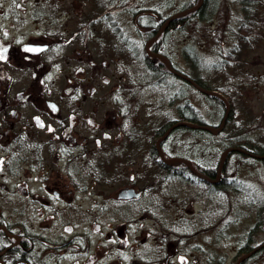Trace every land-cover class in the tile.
I'll list each match as a JSON object with an SVG mask.
<instances>
[{"label": "rangeland", "instance_id": "obj_1", "mask_svg": "<svg viewBox=\"0 0 264 264\" xmlns=\"http://www.w3.org/2000/svg\"><path fill=\"white\" fill-rule=\"evenodd\" d=\"M185 2L186 0H136L135 6L138 12L136 17L123 13L119 15V20L121 23H131L135 19L136 22L141 12L150 13L157 6L161 10V16H166L181 10L180 7ZM238 7L237 4L233 5L231 0H222L217 21L213 24H201L200 29L204 33L210 31L212 36L219 35L220 32L229 34L227 18L229 13H233V16L241 13L242 11L237 10ZM257 24L258 20L257 23L252 24L255 28L253 36L251 41L245 43L242 53L237 56L236 64V59H229L227 63L221 62L217 44L212 41V38H210L212 42L201 48L199 53L202 62L201 71L204 76L216 81H213L214 84L218 83L225 88L229 72L232 71L231 76L236 75L239 71L238 67H244L252 73L251 76L247 74L234 76L231 81L242 80L244 85L240 96L241 102H237L238 106H234L235 126L226 130L223 128L219 131L221 134L211 131V133H204L203 136L225 138L237 129L236 131H239L242 136L245 133L264 141V83L260 85L258 79V76L262 75L264 80V57H262V48L255 45ZM195 26L197 29L199 25ZM195 29L189 27L185 34L181 30L172 31L165 35L163 41L164 49L170 54L175 66L186 73L191 71V67L183 56L182 48L186 41L194 40L193 35L199 34L193 32ZM147 31L148 27L140 25L131 34L136 49L134 53L139 55L134 59L131 54L120 51L119 46L114 50L111 47L108 49L106 43L104 44L103 58L107 62L103 66L105 76L103 120L108 117L115 102L114 94H108L114 80L109 85L105 84L107 76L111 78L118 73L128 71L127 67L136 77L134 88L137 89L139 81L141 89L145 88L141 90L142 99L139 103L145 101L147 106L146 110L143 106H135L134 120L136 122L133 128L130 122L120 128L122 131L118 128H115L116 132L111 128H105L103 145L110 147V152L104 151L102 156L105 172H102L100 181H85L87 187L66 190L57 196L49 185L43 186V189L39 188L42 184L38 181V173L35 172L25 176V179H29L28 187L21 190H7V202L3 203L4 212L10 217L13 228L23 230L30 240L35 241L34 249L40 254L43 263H49L48 260L51 257L54 264H144L157 256L158 252H162L156 242L159 238H156L154 234L164 231H200L195 235L194 242H200L204 250L214 251L213 264L235 263L242 253L239 252L240 246L248 239L251 245H258L264 241V161L261 159L232 156L226 168L223 165L222 172L227 185L215 186L199 179L197 182H191L185 178L175 177V179H169V182L164 181L159 201L153 199L151 191H144L141 197L134 199L121 200L117 197L120 187L124 184L141 187L145 185L146 176L141 177L144 172L140 170V167L146 169L148 162L146 160L149 155L145 158L144 153L139 151L145 152L146 148L148 150L152 133L158 125L169 117L181 119L179 106H187L185 104L187 102L199 117L215 127L220 125L226 110V107H222L223 104L215 103L211 98L202 96L196 87L185 83L176 75L167 76L164 82L156 84L150 82L151 85L144 86V76H151L144 67L142 59L148 38ZM125 33H128V30ZM234 44L230 41L228 49ZM57 48L54 49L55 52H58ZM68 65L69 63L63 58L50 67L54 72H64ZM61 83L65 84L64 78L61 79ZM247 83L248 86L251 85L246 89L248 92L245 91ZM184 111L187 112L186 109ZM144 123L146 125H143ZM118 132L121 135L125 133L131 135L129 139L132 136L135 137L131 147L136 151L133 165L135 173L130 175L118 168L122 158L117 157L119 152L117 146L121 145L126 150L129 144V142L123 143V140L117 137ZM181 133L183 132L180 131L178 134ZM145 135L147 140L149 138V142L144 149ZM179 145L178 149L181 151L182 141ZM174 146H170L169 150L173 152ZM218 155L220 159L221 155ZM209 161L214 162L215 159L212 157ZM128 166L126 163L125 167ZM151 168L149 173L153 170ZM189 176L195 179L192 175L189 174ZM87 178L90 179V176L87 175ZM147 178L149 179L150 176ZM9 181L14 183L13 178H9ZM44 187L48 189L45 190ZM259 220L261 224L251 233L252 227ZM116 232L119 233L120 241L115 245L116 242L111 241V238ZM80 234H85L86 237L84 248L74 249L76 247L73 243L66 244V240L69 241L71 237L75 238ZM108 240L110 243H105ZM48 242L52 244L49 243V245ZM54 243L58 246H53ZM162 249L164 252L170 251L176 262L182 257L188 261V264L195 262L192 250L182 243H174L171 249L167 247ZM203 251L198 255L200 260L198 264H206L201 259ZM71 252L74 254H68ZM144 252L147 254L144 255ZM248 263L264 264V251Z\"/></svg>", "mask_w": 264, "mask_h": 264}, {"label": "flooded vegetation", "instance_id": "obj_2", "mask_svg": "<svg viewBox=\"0 0 264 264\" xmlns=\"http://www.w3.org/2000/svg\"><path fill=\"white\" fill-rule=\"evenodd\" d=\"M110 2L114 6L119 4V0L108 1ZM131 2L134 3L135 0ZM259 3L255 45L263 49L261 51L264 57V0ZM123 13L129 12L120 10L119 7L104 11L103 0H0V264H46L34 249L35 241L30 240L23 230L13 228L10 217L5 214L3 203L7 202V190L28 187L29 179H25V176L35 172L42 184L39 188L49 185L57 196L66 190L87 187L85 181H100L102 172H105L102 156L104 151L110 152V147L103 145L105 128L115 131V128L120 129L128 122L133 128L136 122L135 106H143L146 110L145 101L139 103L142 99L141 90L145 88L141 89L140 81L137 89L134 88L136 77L127 67L128 71L116 74L113 76L115 78L107 76L105 84L109 85L114 80L108 94H114L115 102L114 108L103 120V66L107 62L103 58L104 44L116 41L123 43L128 46L124 51L132 54L136 49L131 34L141 25L135 19L131 23H121L119 15ZM171 24L169 27L173 28ZM180 26L179 21L176 27ZM127 30L128 33H125ZM151 36L149 34L147 37ZM56 47L58 52L54 50ZM32 48L39 50L33 51ZM63 58L69 63L64 72L52 71L50 66ZM143 63L147 68L145 61ZM231 74L232 71L228 75V90L233 92L238 87L242 94L243 81L231 82L237 76ZM144 77V86L151 85L148 80L151 77ZM62 78L65 84L61 83ZM258 79L262 85V75ZM62 84L64 85L61 87ZM250 87L247 83L245 91L248 92L246 89ZM226 96L231 106L229 95ZM129 136L131 135H121L118 132L117 137L129 144L126 150L121 145L117 146V157L122 158L118 168L130 175L135 173L133 165L136 151L131 148L135 137L129 139ZM144 138L145 149L149 138L147 140L146 135ZM141 152L145 158L148 155L149 158L146 160V169L140 167V170L149 174L151 144H148V150L146 148L145 152L140 150L139 153ZM164 153L166 157H183L177 153ZM155 160L156 165L158 160L166 164L183 162L179 159L168 163L160 157L158 150ZM126 163L128 167H125ZM156 169L166 173L169 167ZM171 169L183 170L178 166ZM210 175L212 176V172L208 176ZM9 178H13L14 183ZM221 179L222 176L219 180ZM127 186L138 191L146 187L124 184L119 191ZM198 232L200 231L184 230L155 233L162 252L148 260L149 264H188L185 258H179L176 262L170 251H163L164 247L171 249L174 243H182L191 249L195 256V262L191 264H198V255L204 250L200 242H194ZM118 235L116 232L111 238V241L116 242L115 245L120 241ZM78 237H71L69 241L66 240V244L73 243L76 247L74 249L81 250L86 244V237L85 234ZM105 243L109 244L110 241ZM56 245L58 246L53 244ZM213 257L214 251L211 249L201 253L203 263L213 264ZM48 261L50 262L47 264H54L51 257Z\"/></svg>", "mask_w": 264, "mask_h": 264}, {"label": "trees", "instance_id": "obj_3", "mask_svg": "<svg viewBox=\"0 0 264 264\" xmlns=\"http://www.w3.org/2000/svg\"><path fill=\"white\" fill-rule=\"evenodd\" d=\"M110 0H103V9L104 11L109 8V10H112L115 7H119L120 10H126L130 13L131 16L136 17V14L138 13L136 10V0L135 2H131L132 0H119L118 5H112V2L108 3ZM260 0H231L233 5H238L239 7L237 10L242 11L241 13H236L233 16V13H229L227 20L229 21L228 27H229V34H225L220 32L219 35L216 34L212 36L210 34V31H206L205 33L200 29L201 24H209V23H215L218 19V12L219 8L221 5L222 0H202L200 6L196 9H193L177 18H175L172 21L173 28H167L161 37H159L158 40H156L153 44V49L154 51H159L163 54H165L172 62V65L176 68L174 62L170 58V54L166 52L164 49V37L165 35L169 34L172 31H178L181 30L184 34L186 33L187 29L191 27V29L196 28V24H198V28L193 30L195 33H199L198 35H193L194 39L193 41H186L183 44L182 52L183 56L186 58L187 62L189 63L191 67V71L187 74H189L197 83L200 84V86L207 88V89H219L223 91L225 94L229 95L228 97L231 100V106H232V111L229 116V119L227 120L224 130L227 128H231L235 126V121L233 118L234 115V106H237V102H241L240 100V89L238 87L235 88L233 92H230L229 89V84H228V76L226 77V87H222L220 84L213 83V79H210L208 76H204L202 73V62H201V57H200V51L201 48L204 46H207L209 42L211 41L210 38H212V41L217 44V52L219 54L220 60L223 63H227L229 59H236L235 64L237 62V56L242 53L243 48L245 46L246 42L251 41V37L253 36V31L254 27L252 24L257 23L256 18L258 17V6L260 5L259 3ZM199 2V0H186V2L180 7V9L184 8H189L191 6L196 5ZM114 6V7H113ZM161 10L160 8L155 7V10H152L150 13L146 12H141L139 17L136 18V22L138 24H141V26L148 27L147 34L154 35L159 27L162 25V23L165 21L166 16H161ZM232 14V15H231ZM233 16V17H232ZM232 20V21H231ZM181 22L180 27H176V23ZM171 24V25H172ZM176 29V30H174ZM194 33V34H195ZM211 41V42H212ZM232 41L234 42L233 47H229V42ZM204 43V45H203ZM110 45V46H108ZM106 44V47L115 48L119 46L120 51L127 50L126 45L123 43H111V44ZM232 48V49H231ZM228 49V51H227ZM248 51V50H247ZM136 52V51H135ZM132 59H134L136 56H139L138 53H132L131 54ZM240 58V57H239ZM143 61H145L147 70L151 72V78H148V80L154 84L156 83H161L164 82V80L167 78L169 75H176L173 73L167 66L166 64L158 57L155 56H150L148 53H144L142 57ZM243 60V59H242ZM244 61V60H243ZM245 62V61H244ZM229 63H233L232 61H229ZM241 65V64H240ZM215 68V67H213ZM180 69V68H178ZM239 69L237 75H243L247 74L248 76H251V70H246L244 67H238ZM177 76V75H176ZM254 78V77H253ZM185 83L192 85L189 81L183 79ZM216 82V81H214ZM199 92H201L202 96H206L207 98H211V100L215 103H221L223 104L222 107H226L225 101L218 95H213V94H206V92L201 91L199 88H197ZM231 93V94H229ZM185 94V93H184ZM187 106H179V110L181 111V119H190L198 123H205V120H203L201 117L197 115L195 112L194 108L192 106H189V104L186 102L185 103ZM178 107V106H177ZM186 109L187 112L184 111ZM188 114V115H187ZM178 119H175L174 117H169L166 121L162 122L160 125H158L154 132L152 133V139H151V151H152V156H151V165H152V172L151 173H146L142 174L141 177L146 176V183L144 186L145 189L144 191H151L154 196V200L159 201L161 199L160 193L162 192L164 186V181L167 180L169 182V179H175L177 178H185L186 180H190L191 182H197L199 180L205 181L203 178L194 175L190 169L189 166L185 162H178V163H172V164H166L162 160H158L157 165L154 163L156 162L155 156L157 155V148L155 146L154 140L162 135L170 125H172L174 122H176ZM235 129L231 135H226L225 138L222 136V138H217V137H210L212 135H204L205 133H211L209 130L203 129V128H196V127H191L188 125H180L176 127L170 134L169 136L162 142V147L165 152L167 153H177L182 155L185 159L189 160L198 170L206 173L209 175L210 172H212V176L210 175L209 177H216L217 171L219 168L220 164V159L219 155H222V152L229 146H241L247 150H250L251 152L255 153H264V141L261 139L253 138L252 135H247V134H242ZM180 131L183 133L178 134ZM236 132V133H235ZM221 134V132H219ZM218 135V134H217ZM182 141L183 147L182 150L179 151L178 147L180 146L179 143ZM174 146V151H170L169 147ZM196 155L198 157H196ZM238 155L237 157L242 158V157H249V158H254V159H260L256 158L254 156L248 155L243 151L239 150H234L230 151L226 157L225 163H224V168H226V164H228L229 159L234 156ZM202 157V158H200ZM214 158L215 161H209L211 158ZM264 161V159H261ZM154 166L161 168V167H169L168 170L164 172L160 171L159 169L154 168ZM178 166L179 168L182 167L183 170H177L174 171L171 169V167ZM214 172V173H213ZM152 174V175H151ZM189 174H191L195 179H192ZM150 176L148 179L147 177ZM199 179V180H198ZM226 178L222 176L221 180H218V182L212 183L213 185L217 186H222V185H227L226 183ZM169 185V189H170ZM237 187V186H236ZM172 191V189H170ZM169 191V193H171ZM261 224V221L259 220L251 229V233L254 232L257 227ZM249 240V239H248ZM244 243L240 246L239 252H242L240 254L250 252L254 250L257 246L256 245H251L249 242ZM264 242V241H263ZM256 246V247H254ZM264 251V245L254 251L247 259L242 260L244 261L243 264H250L248 263L252 258L256 257L257 255L261 254ZM146 253L144 252V255ZM147 261V260H146ZM241 261V262H242ZM144 264H149V262H145ZM234 264V263H232Z\"/></svg>", "mask_w": 264, "mask_h": 264}, {"label": "water", "instance_id": "obj_4", "mask_svg": "<svg viewBox=\"0 0 264 264\" xmlns=\"http://www.w3.org/2000/svg\"><path fill=\"white\" fill-rule=\"evenodd\" d=\"M202 0H199V2L194 5V6H191L189 8H186L184 10H179L173 14H171L165 21V23L160 27V29L158 30V32L152 36L148 41H147V44H146V50L147 52L152 55V56H158L159 58H161V60H163L164 62H166L167 66L176 74H178L179 76L191 81L196 87H198L199 89H201L202 91L208 93V94H214V95H218L220 96L226 103V110L224 112V115L222 117V120H221V123L219 126H212V125H209L208 123H198V122H195L193 120H190V119H181V120H178L176 122H174L172 125L169 126V128L164 132V134H162L156 141V147L157 149L159 150V153H160V156L163 160L167 161V162H172L174 160H182V161H185L189 166L190 168L192 169L193 172L199 174V175H203L201 172H199L195 167L192 166V164L190 163L189 160L187 159H184V158H181V157H166L165 154H164V151L161 147V141L163 139H165L169 133L176 127L180 126V125H188V126H191V127H196V128H203V129H207V130H210L212 131L213 133H218L219 131H221L224 126H225V122L227 120V117L230 113V102L228 101L226 95L221 92L220 90L218 89H207V88H204L202 86H200L199 83H197L194 79H192L190 76H188L186 73L178 70V69H175L171 63L168 61V59L165 57L164 54L160 53V52H157V51H153L151 50L150 48V45L151 43L156 40L159 35L162 33L163 30H165L168 25L177 17L181 16L182 14L184 13H187L188 11H191L195 8H198L201 4ZM234 150H240V151H245L247 153H250L251 155L257 157V158H261V159H264V153L261 154V153H254V152H251V151H248L246 149H244L243 147H240V146H229L227 147L223 152H222V155H221V160H220V164H219V168H218V175H217V178L216 179H212L210 177H208V179L212 180V181H218L221 177V174H222V169H223V165H224V161L228 155V153L230 151H234ZM205 176V175H204ZM140 195V192L137 191L134 187H124L120 190L119 194H118V197L119 198H132L134 196H138ZM264 245V242L262 244H260L259 246H257L254 250L250 251V252H246L244 254H242L241 256L238 257L237 261H236V264H239L241 263L242 260H244L247 256L251 255L254 251H256L257 249H259L260 247H262Z\"/></svg>", "mask_w": 264, "mask_h": 264}, {"label": "snow or ice", "instance_id": "obj_5", "mask_svg": "<svg viewBox=\"0 0 264 264\" xmlns=\"http://www.w3.org/2000/svg\"><path fill=\"white\" fill-rule=\"evenodd\" d=\"M32 50H33V51H38L39 49H37V48H32ZM5 58H6V57H5ZM106 135H107V133H106ZM181 259H184V258L182 257Z\"/></svg>", "mask_w": 264, "mask_h": 264}]
</instances>
